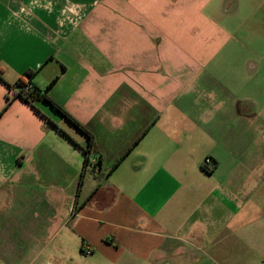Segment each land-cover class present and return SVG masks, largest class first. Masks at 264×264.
Returning <instances> with one entry per match:
<instances>
[{
	"label": "crops",
	"instance_id": "crops-1",
	"mask_svg": "<svg viewBox=\"0 0 264 264\" xmlns=\"http://www.w3.org/2000/svg\"><path fill=\"white\" fill-rule=\"evenodd\" d=\"M94 262L264 264V0H0V264Z\"/></svg>",
	"mask_w": 264,
	"mask_h": 264
},
{
	"label": "trees",
	"instance_id": "trees-1",
	"mask_svg": "<svg viewBox=\"0 0 264 264\" xmlns=\"http://www.w3.org/2000/svg\"><path fill=\"white\" fill-rule=\"evenodd\" d=\"M28 81H19L17 83V87L19 88V92H18V96L27 101V102H33L35 100H42L45 101L47 103H49L56 111H58L59 113H61L71 124H73L77 129H79L80 131H82L88 138L89 143L87 145V148L84 149L85 152V164H84V168L83 171L81 173V177H80V181H79V189L78 192L80 191V187L82 186L83 180H84V176H85V172L87 169V166L90 165V155L96 151L95 149V144H94V137L92 135V133L90 131H88L85 127H83L78 121H76L71 115H69L61 106L57 105L49 96H48V92L50 90V87L52 86V82L50 84V86H48L45 90H41L39 89L33 82V74L32 73H27L26 75ZM28 85H31L30 89H27ZM99 165V162L94 165V169L93 172L99 171L97 170V167ZM100 172V171H99ZM102 174L100 173L99 177Z\"/></svg>",
	"mask_w": 264,
	"mask_h": 264
},
{
	"label": "rangeland",
	"instance_id": "rangeland-1",
	"mask_svg": "<svg viewBox=\"0 0 264 264\" xmlns=\"http://www.w3.org/2000/svg\"><path fill=\"white\" fill-rule=\"evenodd\" d=\"M37 76H38V77H37ZM34 79H35V82H36V83H37V81H38V82H39V81H43V80H44V78H43V74L37 73V74H36V77H34ZM79 252L81 253V255H82L83 257H85V256L82 254V252L80 251V249H79ZM99 254H100L99 252H96V253H94L93 255H90L89 257H92L93 259H102L101 256H100ZM94 264H98V263L94 262Z\"/></svg>",
	"mask_w": 264,
	"mask_h": 264
},
{
	"label": "built area",
	"instance_id": "built-area-1",
	"mask_svg": "<svg viewBox=\"0 0 264 264\" xmlns=\"http://www.w3.org/2000/svg\"><path fill=\"white\" fill-rule=\"evenodd\" d=\"M30 88H31V85H28L27 89H30ZM210 162H211L210 159H207V160H206V163H210ZM88 253H90V252H88Z\"/></svg>",
	"mask_w": 264,
	"mask_h": 264
}]
</instances>
